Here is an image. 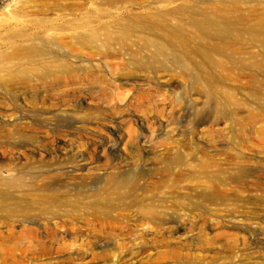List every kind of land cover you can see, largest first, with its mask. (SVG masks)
<instances>
[{
  "label": "rangeland",
  "instance_id": "obj_1",
  "mask_svg": "<svg viewBox=\"0 0 264 264\" xmlns=\"http://www.w3.org/2000/svg\"><path fill=\"white\" fill-rule=\"evenodd\" d=\"M24 1L28 0H0L4 48L8 29L2 24L16 17ZM168 1L134 0L120 9L112 7L109 18H98L143 16L148 9L174 8L183 0ZM235 1L250 17L264 15V0ZM86 6L63 19L79 20L95 4ZM230 40L246 55L257 53L262 63L250 70L204 63L206 72L196 82L195 68L190 75H182L177 67L163 70L160 59H150L138 42H116L110 48L65 43L53 48L74 66V72L51 74L45 82L0 84V190L10 189L16 197L34 192L29 176L40 169H50V177L40 184L66 179L72 188L80 182L89 187L105 185L112 174H142V182L150 185L143 195L153 197L170 228L154 230L147 222L143 229L136 223L134 209L128 211L129 220L115 225L118 230L95 234L86 230L95 222L81 220L77 208L70 214L74 219L66 222L67 227L83 229L76 239L69 229L30 241L33 238H25L26 225L16 227L27 240L20 242L26 250L23 264H264V108L260 104L264 54L243 34H233ZM185 43L192 60L203 61L193 37ZM179 45H172L178 60L183 56ZM135 52L145 55L147 63L140 64ZM170 57L169 51L160 57L169 68ZM228 94L234 99L228 100ZM16 119L21 120L15 123ZM240 148L247 161L231 159ZM205 155L214 162L229 160L220 174L239 178L225 187L222 201L197 197L192 168L181 169L188 176L180 183L185 189L160 180L165 179L164 168L179 169V156L193 160ZM18 171H23L20 178ZM18 181L22 182L16 185ZM30 218L38 221L34 214ZM180 223L186 229L175 232ZM97 224L102 228V222ZM39 230L45 233L42 227ZM41 251L48 252L47 257L38 258Z\"/></svg>",
  "mask_w": 264,
  "mask_h": 264
},
{
  "label": "bare ground",
  "instance_id": "obj_2",
  "mask_svg": "<svg viewBox=\"0 0 264 264\" xmlns=\"http://www.w3.org/2000/svg\"><path fill=\"white\" fill-rule=\"evenodd\" d=\"M33 1L22 2L21 10L15 14L16 17L2 24V28L8 29L5 35L8 45L4 48L6 43L0 44V84L12 85L31 80L45 82L51 74L62 75L74 72V66L65 60V56L60 55L58 49L53 48V45L65 43L73 46L101 45L110 48L116 42H138V45L147 50L150 59L157 61L160 59L159 64L163 70H174L177 67L182 75H190L195 68L196 72L193 76L196 82L202 79L201 74L206 72L204 63L224 69L238 68V70H250L262 63L257 53L249 51L246 55L238 51L235 41H231L230 38L233 34H243L251 40V43L257 44L264 54V15L250 17L244 10L239 9V3L235 0H183L174 8L157 12L148 9L143 16L132 18L114 16L117 19H104L98 16L108 17L112 13L110 10L112 7L120 9L123 3H134V0H85L86 2L35 0L36 3L35 1L32 3ZM89 2L94 3L95 7L91 8V12L79 16V20L72 16L70 19H63L64 15L70 14L71 11L87 8L86 3ZM46 11H52L57 15L54 17L39 15ZM175 14H177L176 21L169 22ZM186 28L187 33L183 31ZM192 37L203 61L192 60L189 50L185 47V41ZM177 43L181 44L179 46L183 54L182 59L179 60L174 56L175 48L172 47ZM207 49L219 57L214 56ZM168 51L172 61L170 68L160 58ZM137 53L135 52V56L138 57L140 64H146L145 55ZM207 81L211 85V78L210 82L209 79ZM210 90L208 89L207 93ZM233 99L234 97L228 94V100ZM260 104L264 108V102ZM16 120L15 123L20 122L21 119ZM2 122L9 124L8 121ZM250 146L253 144L251 143ZM242 149L240 148L241 151L236 152L235 157L231 159L237 157L236 160L247 161ZM205 156V158L193 157V160L179 156L178 163L181 165L179 169L176 171L170 167L164 168L165 172L161 175L165 176V179L160 180H171V183L185 189L187 186H180V183L186 181L188 176H184L181 169L192 168L191 178L198 185L197 197L212 203L222 201L225 187L230 183L239 182V178L220 174L223 164H231L229 160L214 162L211 155ZM72 171V169L68 170V172ZM48 172L50 169H40L34 174L30 173L31 184L34 183L36 187L33 188L34 192L28 195L16 197L10 189L0 190V264L24 263L26 250L22 249L20 242L27 240H22L24 237L16 229L17 226L26 225L25 238H33L30 241L37 236L46 239L54 235L55 230L69 233L71 229L74 239L80 237L83 234L80 225L78 228L74 224L70 227L66 226L68 219H74L70 214L76 213L77 208L80 212L76 214L81 220L95 222L93 226L86 227V230L95 234L118 230L115 225L129 220L128 211L134 209L136 223L143 229L148 228L147 222H152L153 225L149 227L154 230H170L164 224L163 211L152 202L153 197L143 195V191L150 185L142 182L144 178L142 174H112L109 177L110 181L105 185L89 187L80 182L75 186L76 188H72L67 184L66 179H61L60 182L46 180L44 184H40L39 181L50 177ZM21 173L23 171H18V178L22 177ZM21 182L18 181L16 185ZM29 198L32 202L26 200ZM32 214L36 215L37 222L30 218ZM97 222H102V228L97 226ZM40 227L45 233L39 230ZM186 227L184 223H180L175 225L174 230L178 232L185 230ZM45 250L51 252L50 248L45 247ZM31 254L35 255L32 252ZM47 254L48 252L41 251L37 257L45 258Z\"/></svg>",
  "mask_w": 264,
  "mask_h": 264
}]
</instances>
